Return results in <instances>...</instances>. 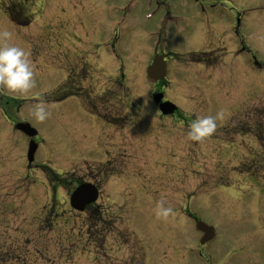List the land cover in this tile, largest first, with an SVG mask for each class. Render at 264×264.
I'll list each match as a JSON object with an SVG mask.
<instances>
[{
  "label": "rangeland",
  "instance_id": "obj_1",
  "mask_svg": "<svg viewBox=\"0 0 264 264\" xmlns=\"http://www.w3.org/2000/svg\"><path fill=\"white\" fill-rule=\"evenodd\" d=\"M25 1L30 9L35 8L32 0ZM35 1L37 12L23 11L14 21L3 15L0 0V29L10 30L13 36L8 43L28 53L35 79L28 94L1 93L14 99L13 109L19 118L38 131V140L45 147L38 150L36 161L40 165L49 162L60 177L73 174L85 180L89 169L102 163L98 152L104 155L106 151L92 146L88 139L95 132L97 119L81 116L85 109L80 98L70 95L78 88L86 91L88 104H94L110 122L118 124L108 128L104 136L109 144H118L112 151L115 159L110 161L120 169L104 184L102 176L90 173L102 193L98 202L100 230H93L99 233L91 235L87 228L89 214L74 212L67 203L72 178L57 183L55 193L46 187L50 185L47 177L35 172L25 181L28 184L17 188L21 182L12 181V166L15 170L26 166V143L0 115V153L3 150L4 154V160L0 159L4 163L0 167V249H5L10 259L4 263L136 264L137 257L148 252L146 249L152 252L148 253V264H163L165 254L194 260L199 253L194 243L197 245L200 237L195 224L202 222L214 230L216 240L239 239L237 252L227 264H264V154L258 155L264 152V0H197L196 9L207 10L218 3L223 10L221 22L218 28L196 27L188 32H182L183 5L188 0ZM230 8L242 14L238 19L240 35L233 40L227 39V33L223 35L224 27L226 31L235 27L236 17H230ZM25 20L30 21L28 26L18 22ZM190 33L202 41L206 38L207 44H223L227 54L236 50L238 56H223L218 69L226 74L216 71L221 74L217 82L210 80L213 70L189 63L179 67L184 63L180 59L174 60L179 66L172 63L170 89L165 91L168 100L184 106L188 113L192 110L186 107L192 106L197 118L223 111L215 132L196 141L199 156L188 151L192 147L196 153L197 147L188 139L186 127L177 128L171 119L157 117L151 99L154 86L148 84L144 73L156 43L160 45L155 51L169 50L174 55L198 51ZM240 45L249 53L237 51ZM73 48L103 64L102 74L78 76L81 61ZM223 51L217 50L213 57L219 58ZM119 67L125 70L124 81L105 79ZM69 78L78 82L75 87L74 83L66 84ZM40 102L50 112L44 122L32 115ZM248 111H252L250 118L246 117ZM248 120L254 122L250 125L254 139L245 123ZM227 128L234 133L229 130L226 135ZM241 135L245 143H253L251 157L244 143L240 144ZM218 141L238 144L234 154L221 147L216 149L218 155H212ZM55 149L54 156L49 155ZM22 157L26 161H21ZM252 158L256 161L253 166ZM239 166L241 171L250 172L249 176L238 173ZM160 201L173 209L167 219L156 216ZM172 234L178 245L189 243L190 250L168 246ZM213 256L218 263L225 253Z\"/></svg>",
  "mask_w": 264,
  "mask_h": 264
},
{
  "label": "flooded vegetation",
  "instance_id": "obj_2",
  "mask_svg": "<svg viewBox=\"0 0 264 264\" xmlns=\"http://www.w3.org/2000/svg\"><path fill=\"white\" fill-rule=\"evenodd\" d=\"M16 1V2H14ZM3 0V5H4V10H3V15H9L12 17V19L15 18H19L21 17V14L23 11L28 12L29 13V4L26 3L25 0H22L21 2H19L18 0ZM184 2V1H183ZM223 3L225 2H230L229 0H222ZM196 4H197V0H188L187 3L184 2V17L185 19L182 20V25L184 27V30L182 32H188V31H192V28H200L202 30H209L211 28H218V24L221 22V13H223V10L219 9L218 3L215 4L214 6H210L207 10L204 9H196ZM2 7V6H1ZM229 12L231 13L230 17H236V19L234 20L235 22V27L231 26L230 29L228 31L225 30L224 27V31H223V35L227 33V39L229 40H233L237 37H239L240 32H239V27H240V21L238 20L239 18H241L242 14L237 13L236 9L234 8H230ZM25 22V21H24ZM21 22V23H24ZM191 42L194 43L195 46H197L199 48L198 51L193 52V56L196 58L194 61L200 65L201 67H205L208 66L210 67V69H212L214 71V73L212 75H209L210 80H214V81H218L217 79H219L221 77V73H223L222 70H220L219 72H216L217 70H215L216 68H218L220 65L222 64V58L223 56L226 57V59H229L230 56L231 58H237V54H236V50H232L230 54L225 53L226 49L223 48V44L219 46L217 45V43L213 44L212 42L210 44H207L206 38L204 41L201 40V38H199L196 34L192 35V33H190L189 35ZM194 37L196 38L194 40ZM228 43H230L228 41ZM247 42L245 39V46H246ZM245 46L240 45L239 49L237 51L243 53L248 54L249 51L246 50ZM223 48V49H222ZM238 48V47H235ZM234 48V49H235ZM217 50H224L223 54L219 57V58H214L213 56L216 55L218 52ZM72 51L75 52V56L81 60L83 62V64L81 65V69L78 72V74L81 76L82 74H87L88 75V69L90 66V62L88 60H86V56L84 55L82 50H78L73 48ZM88 55V54H87ZM229 55V57H228ZM232 58V59H234ZM172 57L169 54L168 59L167 60H171ZM220 59V61H219ZM225 59V58H224ZM171 66L169 63L167 64V70L169 71V69H171ZM214 68V69H213ZM162 86H167V83H163ZM161 90H158L156 93H159ZM84 93V94H83ZM82 93V97L84 99V101L87 103L86 105L82 106L83 108H87L85 109L82 114L86 117L89 118L87 115L92 116L93 118L97 119V122H95V132L90 133L88 135V139L91 140V144L92 146L97 147L100 150H103L101 148H105L106 151L103 153L104 155H102L100 152H98L102 158V163L99 164L100 166H98L97 168H90L88 173L85 175V180H82V178H76L75 179V186H77L78 184L82 183L83 181L85 183H89L93 186H95L98 190V200L91 206L88 207L87 212L89 213V218L90 220H92V228H91V232L90 234H96L99 232H95L93 231L94 229H99L97 228L98 224L95 225L94 227V220H95V215L98 213L101 214V211L99 210V205L98 202L102 197V193L100 190V185L98 182L94 181V179H92V175L90 173H94L96 172L98 175L102 176L101 180L102 183H105V179L107 178H111L116 172H119L120 166L117 163H114L112 161H110V159H115L113 156L116 154L112 151H114L117 148V145L114 144H109L108 140H107V136H104L105 131L107 130V128H115L116 125L115 123L111 122H104L101 121L100 119L102 117H104L105 115H101V111L97 110L95 108V105H89V95H86V91H83ZM166 101V100H163ZM16 105V102L14 101V99H7L6 97H4V95L1 93L0 90V115L4 118V119H8L7 123L10 124V128L12 129L13 133H19V136L23 137L24 142L26 143V151L24 153V157L26 158L27 155V150H28V144L33 141L36 145V149H35V154H34V163H33V167H30L29 164L27 166L24 167V169H18L15 170L12 166V169L14 171L13 173V177H11V179H15L13 180V182H21L20 186H17V188H22L25 185L24 184H28L25 181H27V179L31 176L32 173L35 172H39L43 175H45L47 177V180L50 181V185H47L46 187L49 188L50 190H54L57 191V169L55 168V166H51L49 164V162L47 164H45V162H41L43 165H40V163L38 161H36L35 156L37 155L38 150L40 149V147H45L44 144H42L41 141L38 140V131L36 133V135L31 139H29L27 136H25L24 134H22L20 131L17 130L16 128V124L18 123H27L25 122L23 119H20L18 116V111L16 112L13 107ZM178 110L177 112H175L172 116H169V118L172 120L173 125H177V128H181L186 126V128L189 130V121L188 119L193 120L195 118V111L192 108V106H187L186 110L191 109V112H187L185 111L180 105H177ZM157 108V107H156ZM32 126V125H31ZM33 127V126H32ZM250 129V126H249ZM2 130V126L0 125V131ZM16 133V134H17ZM252 138L254 139V135L253 133H251ZM248 138V137H247ZM85 140V139H84ZM4 142V140H3ZM0 143H2V140L0 139ZM8 143V142H6ZM194 146L197 147L196 149V153L194 148H189V152H191L193 155L199 156V151L200 148L198 147V143L193 141L191 142ZM244 143V145L246 146V151L249 156H252V154L254 153V148H253V143L247 142L246 143L242 140V142L240 144ZM248 143V144H247ZM238 144H236L235 142H229L226 146V149L229 150V153L231 155L234 154L233 149L237 146ZM92 146L91 150H92ZM219 146L217 144H215V148H213V150L215 149V151H213L212 155H218V152L216 151V149H218ZM57 151V149H55L54 151H51L49 155H53L55 154V152ZM264 154V152H262V155ZM22 155V154H21ZM119 156V154H117ZM45 156V153L42 157ZM202 157L205 156V154H201ZM4 157L3 154V150H1L0 153V159ZM24 157L21 158V161L24 159ZM41 157V158H42ZM118 158V157H117ZM263 162H264V157L262 158ZM4 160L1 159V161ZM55 160V159H54ZM4 163H0V167L3 165ZM17 166V164H15ZM101 183V182H100ZM106 185V184H105ZM29 186V185H28ZM36 187H40V186H36ZM3 189V186H0V190ZM101 201V200H100ZM43 208H45V206H43ZM43 208L41 209V212L43 211ZM43 214H45L43 212ZM42 214V215H43ZM102 219V218H101ZM101 222V221H100ZM107 222V221H106ZM100 230V229H99ZM105 228H102V231H104ZM186 236L188 234H185ZM202 235H200L199 239L201 238ZM170 238L167 240V245L168 246H172L175 245L177 247H180L182 249H186V250H190V246L189 243L187 244H181L178 245L176 243L177 239L174 238V235L172 234L171 236H169ZM225 238H221L216 240V237L209 243H206L204 245H200L199 244V240L197 242V245L194 243V246H198L197 250H198V256L196 259L194 260H189L187 258L185 259H181L180 256L178 255H174V254H165L163 257H165V262L163 264H227L228 261L230 260L231 256L233 255L234 252H237V247H238V241L239 239L237 238H232V237H226ZM165 240V239H164ZM185 242H188V238H184L182 239ZM166 241V240H165ZM209 247V248H208ZM208 248V249H205ZM145 255H140L137 257L136 259V264H148L151 256L148 253H152L150 252L151 250L146 249ZM209 251V252H208ZM220 252V253H219ZM225 253V256L223 257V259L221 261H219L218 263H216L217 259L214 258L213 255L218 254L221 255ZM1 256V255H0ZM150 257V258H149ZM154 258V260H157L156 257L152 256ZM135 258V257H133ZM131 260V259H130ZM5 261H2V263L0 264H5Z\"/></svg>",
  "mask_w": 264,
  "mask_h": 264
},
{
  "label": "clouds",
  "instance_id": "obj_3",
  "mask_svg": "<svg viewBox=\"0 0 264 264\" xmlns=\"http://www.w3.org/2000/svg\"><path fill=\"white\" fill-rule=\"evenodd\" d=\"M12 36L10 30L0 29V90L8 95L28 94L35 86L33 66L23 47L8 43ZM32 115L37 121L44 122L50 112L46 104L40 102L34 107ZM222 118L223 111H220L215 116L208 115L192 120L187 133L188 139L199 142L210 137L217 128V120ZM155 212L157 218L167 219L173 209L165 207L164 202L160 201Z\"/></svg>",
  "mask_w": 264,
  "mask_h": 264
},
{
  "label": "water",
  "instance_id": "obj_4",
  "mask_svg": "<svg viewBox=\"0 0 264 264\" xmlns=\"http://www.w3.org/2000/svg\"><path fill=\"white\" fill-rule=\"evenodd\" d=\"M164 55H159L154 58L152 61V64L147 68L146 75L147 79L150 82H156L159 80H162L165 76V64L163 63ZM162 98V95L159 94L154 97V102L158 103L160 99ZM160 110L162 114H171L173 113L176 108L171 105L170 103H164L160 105ZM17 128L21 131L26 132L29 135H34L35 131L30 128L27 124H18ZM32 160V151L29 152V161ZM95 194L94 191L86 186H80L71 196V206L75 208L76 210L83 211L85 206L90 204L95 200ZM196 228L203 232L206 236H209L213 233L211 228H208L203 223L198 222L196 224Z\"/></svg>",
  "mask_w": 264,
  "mask_h": 264
},
{
  "label": "trees",
  "instance_id": "obj_5",
  "mask_svg": "<svg viewBox=\"0 0 264 264\" xmlns=\"http://www.w3.org/2000/svg\"><path fill=\"white\" fill-rule=\"evenodd\" d=\"M90 224L92 225V220L90 221ZM90 224H89V227H88V228H90V229H91L92 227H91V225H90Z\"/></svg>",
  "mask_w": 264,
  "mask_h": 264
}]
</instances>
